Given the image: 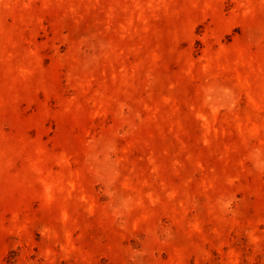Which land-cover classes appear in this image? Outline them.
Masks as SVG:
<instances>
[{
	"label": "rangeland",
	"instance_id": "obj_1",
	"mask_svg": "<svg viewBox=\"0 0 264 264\" xmlns=\"http://www.w3.org/2000/svg\"><path fill=\"white\" fill-rule=\"evenodd\" d=\"M0 264H264V0H0Z\"/></svg>",
	"mask_w": 264,
	"mask_h": 264
}]
</instances>
